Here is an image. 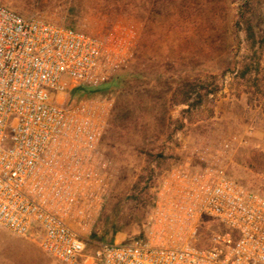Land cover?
<instances>
[{
	"label": "built area",
	"instance_id": "built-area-1",
	"mask_svg": "<svg viewBox=\"0 0 264 264\" xmlns=\"http://www.w3.org/2000/svg\"><path fill=\"white\" fill-rule=\"evenodd\" d=\"M138 44L126 24L92 35L0 3V227L63 264H264V196L230 177L231 144L166 173L143 238L88 249L115 186V100L70 92L119 77Z\"/></svg>",
	"mask_w": 264,
	"mask_h": 264
},
{
	"label": "rangeland",
	"instance_id": "rangeland-1",
	"mask_svg": "<svg viewBox=\"0 0 264 264\" xmlns=\"http://www.w3.org/2000/svg\"><path fill=\"white\" fill-rule=\"evenodd\" d=\"M0 3L25 17H46L92 35L116 24L138 31L136 59L110 93L115 109L104 146L115 186L89 236V250L143 238L166 173L223 145L237 147L230 177L264 196V0H250L248 14L245 0ZM245 14L255 45L242 24ZM183 81H196L191 103L200 94V106L174 98ZM141 176L144 182L134 189ZM31 240L0 228V264H63Z\"/></svg>",
	"mask_w": 264,
	"mask_h": 264
},
{
	"label": "trees",
	"instance_id": "trees-1",
	"mask_svg": "<svg viewBox=\"0 0 264 264\" xmlns=\"http://www.w3.org/2000/svg\"><path fill=\"white\" fill-rule=\"evenodd\" d=\"M244 9L246 10V13H250V0H245ZM243 15V21L242 24L244 25V30L246 32L247 39L253 44H256V32L254 30L253 23L251 21V18L248 17V15ZM71 27V26H70ZM74 28V27H72ZM249 72L248 69H246V72L243 74L244 77H246L247 73ZM120 77V76H119ZM119 77H116L113 79L110 83L104 85L101 88L98 89H92L89 87H74L70 92V101H79L81 99L85 98H97V97H111L110 93L111 90L117 85L119 81ZM108 87V88H107ZM197 90V83L196 81H183L181 82L174 94V98L181 96L182 100L179 104L187 105L190 108L191 107H198L202 104L203 97L199 94L198 95V101L194 103H191L193 94ZM144 177L141 176L140 179L136 182L134 189H139L141 184L144 182Z\"/></svg>",
	"mask_w": 264,
	"mask_h": 264
},
{
	"label": "crops",
	"instance_id": "crops-1",
	"mask_svg": "<svg viewBox=\"0 0 264 264\" xmlns=\"http://www.w3.org/2000/svg\"><path fill=\"white\" fill-rule=\"evenodd\" d=\"M1 228V227H0ZM1 229H3V228H1ZM3 230H5V229H3ZM5 231H7V230H5ZM12 234V233H11ZM18 237V236H17ZM23 238H27V239H29V240H31L32 238H30V237H23ZM31 242H32V240H31ZM38 244V243H37ZM39 245V244H38ZM40 246V245H39Z\"/></svg>",
	"mask_w": 264,
	"mask_h": 264
}]
</instances>
